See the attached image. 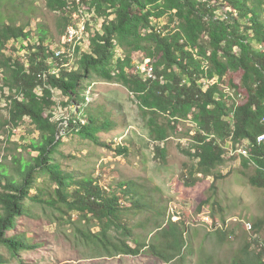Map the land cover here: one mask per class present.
Masks as SVG:
<instances>
[{"label":"trees","instance_id":"16d2710c","mask_svg":"<svg viewBox=\"0 0 264 264\" xmlns=\"http://www.w3.org/2000/svg\"><path fill=\"white\" fill-rule=\"evenodd\" d=\"M80 5L104 21L102 31L90 36L89 51L81 52L79 68L69 70L61 67L66 62L64 53L59 60H50L53 40L45 27L36 32L37 43L26 44L34 34L27 30L28 22L17 26L12 16L32 12L22 9L17 0H0V95L8 109L2 126L8 125L11 134L28 119L38 133L24 146L27 156L15 149V154L0 159V249L7 250L19 264H25L20 259L22 252L36 249L25 235H8L17 219L26 216L28 200L60 215L75 213L85 222L96 220L101 230L90 233L89 238L107 255L134 256L147 248L165 264L170 263L182 257L187 243L181 225L171 217L165 220L166 213L157 210L163 205L147 198L133 182H119L117 192L108 190L97 178L75 176L55 161L60 138L70 133L105 147L96 134L109 122L99 125L98 117L88 109L79 117L57 119L53 91L68 98L62 106H76L86 102L87 86L82 82L91 74L120 83L137 100L155 155L162 161L166 159L162 144L177 134V124L187 120L195 124L191 147L183 150L194 162L183 176H187V185L222 178L218 169L226 162L225 146L231 142L235 149L245 145L247 153L239 157L243 168H253L248 183L264 189V143L256 142L264 132V0H45L46 9L60 15L59 37ZM218 9L225 12L222 18L215 14ZM9 10L14 13L8 15ZM164 19L166 23L160 27ZM19 39L25 42L20 46L26 52L23 57L7 45ZM118 46L124 52L115 60ZM137 57L150 60L153 77L138 73L132 63ZM53 68L60 71L51 73ZM230 76H238L236 83L227 81L232 102L227 99L232 95L220 87ZM201 80L213 82L204 89ZM115 151L125 155L129 149L121 145ZM40 178L48 180L49 186L37 185ZM209 202L205 200L200 207ZM147 209L157 217L154 228L165 238V246L156 249V245L136 244L132 248L124 240L114 243L109 239V230L130 238L131 217ZM163 220L165 226L160 223ZM247 221L252 233L240 224L242 245L230 264H264V219ZM225 222L222 217L223 225ZM232 235L233 230H218L220 243ZM9 261L0 252V264Z\"/></svg>","mask_w":264,"mask_h":264},{"label":"rangeland","instance_id":"374dc122","mask_svg":"<svg viewBox=\"0 0 264 264\" xmlns=\"http://www.w3.org/2000/svg\"><path fill=\"white\" fill-rule=\"evenodd\" d=\"M17 2H21L22 9L32 12L28 16L18 15L17 12V16H12L16 18L17 26L28 22L27 30L34 35L25 41L26 44L38 42L36 32L41 26L48 30L50 41L53 40L49 44L50 48H61L68 43L65 38L66 31L62 36L58 35L60 15L48 11L45 0ZM31 3L34 10L31 9ZM84 10L80 5L72 13V21L76 22L75 29L84 31L79 40L74 42L80 47L79 53L64 66L69 70L79 68L81 52L89 51L90 36L102 31L104 18L97 16L94 11ZM13 13L11 10L7 12L8 15ZM215 14L222 18L225 12L218 9ZM165 23L166 19L161 20L159 26L162 27ZM69 28L70 24L67 29ZM25 42L19 39L7 45L23 57L26 52L20 49V46L25 45ZM123 52V47H116L114 59L121 58ZM59 71L53 68L51 73ZM227 81L236 83L238 76L227 77L220 85L222 91L233 96ZM82 84L87 86L86 102L76 106H62L61 103L68 102V98L57 90L53 91V100L58 105L55 117L68 120L79 117L88 109L98 117L99 125L107 120L109 126H103L96 134L105 147L70 133L60 138L54 155L55 161L63 170L71 171L75 176L97 178V182L108 190L116 191L121 181L133 182L144 190L147 198L151 197L155 204L163 205L158 206L157 210L166 213L165 220L171 217L172 222L181 225L184 230L183 239L187 243L182 257L167 264H230L234 252L242 245L243 232L240 224L245 226L247 220L264 219V189H256L248 183V176L252 174L253 168H243L239 157L246 155L245 145H239L238 149H235L231 142L226 144V162L218 169L222 178L216 182L207 178L187 185V176H183L188 173L194 162L183 150L190 148L192 144L191 136L195 132V124L192 121H181L177 124V134L170 136L168 141L162 144L166 156L165 161H162L155 155V144L149 139L146 121L141 116L137 100L122 84L103 81L94 74ZM232 96L228 95L229 102L234 101ZM6 102L0 95V159L5 154H15V149L16 152L27 156L24 146L31 139L37 138L38 133L30 121L25 119L22 125L10 134L9 126H2L8 116ZM9 135L10 140L7 141ZM121 145L129 149L127 154L119 155L115 151L117 146ZM48 182L40 178L37 185L44 183L49 186ZM207 199L210 202L200 207ZM26 206V216L18 218L15 229L8 233L9 236L25 235L30 244L36 246V249L20 254V259L25 264H165L147 248L141 249L139 254L134 256L107 255L105 250L98 248L89 238L90 233L98 234L101 230L96 220L85 222L75 213L70 217L60 215L49 207L32 204L28 200ZM222 217L225 218V225L222 223ZM155 219L157 217L153 211L147 209L146 212L131 217L130 238L127 239L113 230H109L107 236L114 243L124 240L132 248H135L136 244H147L156 245V249H160V245L165 246L166 240L159 235L160 231L155 230ZM165 220L160 221L162 226H165ZM221 228L233 230V235L223 243L219 242L218 236V230ZM0 252L10 260L7 264H19L4 248H1Z\"/></svg>","mask_w":264,"mask_h":264},{"label":"bare ground","instance_id":"6f19581e","mask_svg":"<svg viewBox=\"0 0 264 264\" xmlns=\"http://www.w3.org/2000/svg\"><path fill=\"white\" fill-rule=\"evenodd\" d=\"M83 9V8H82ZM84 10V9H83ZM85 11V10H84ZM78 12V11H77ZM78 15H80V13L78 12ZM68 27V26H67ZM67 29V28H66ZM66 31V32H65ZM65 38L67 39L66 41L68 43H65V45L61 48H57L54 47L52 49V51L54 52V55L52 56V58H55V60H59V58H62L61 54L64 53L65 58H66V62L62 64L61 67L64 68V66L68 63V60H71L75 55H76V50L79 47V45H77L74 42H77V40H79V37H81L83 35V31L84 29H82L81 31L79 29H74L73 31V35L70 36V28L65 30ZM70 43V44H69ZM76 44V45H74ZM71 55V58L68 59V57ZM55 74V73H54ZM264 121V118H263ZM245 227L246 229L250 232L252 230V225L249 222H245Z\"/></svg>","mask_w":264,"mask_h":264},{"label":"built area","instance_id":"2783aa9c","mask_svg":"<svg viewBox=\"0 0 264 264\" xmlns=\"http://www.w3.org/2000/svg\"><path fill=\"white\" fill-rule=\"evenodd\" d=\"M76 22L75 21H70V35H73V31L75 29ZM71 58V55L68 57V59ZM50 60L55 61V58H50ZM133 65L137 69L138 73L143 76V77H153V72H152V65L149 59L146 60H133ZM201 82L204 84V89L207 88L208 84H212L213 80L207 81V80H201ZM264 122V121H263ZM256 142L258 144L264 143V132L261 133L260 135L257 136Z\"/></svg>","mask_w":264,"mask_h":264}]
</instances>
